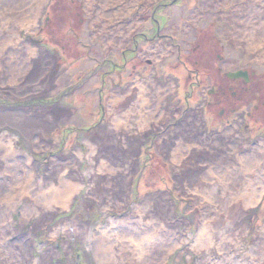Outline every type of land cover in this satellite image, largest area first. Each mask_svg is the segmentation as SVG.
Returning a JSON list of instances; mask_svg holds the SVG:
<instances>
[{"label": "rangeland", "instance_id": "1", "mask_svg": "<svg viewBox=\"0 0 264 264\" xmlns=\"http://www.w3.org/2000/svg\"><path fill=\"white\" fill-rule=\"evenodd\" d=\"M256 6L264 15L262 0H44L36 25L17 19L14 37L2 19L0 264H264ZM23 58L31 67L13 77ZM238 70L250 81L226 79ZM138 80L164 90L146 91L149 127L139 138L109 134L131 108L126 97H139ZM246 158L258 165L249 171ZM61 179L78 182L67 203L45 199ZM250 185L263 188L257 199Z\"/></svg>", "mask_w": 264, "mask_h": 264}, {"label": "bare ground", "instance_id": "2", "mask_svg": "<svg viewBox=\"0 0 264 264\" xmlns=\"http://www.w3.org/2000/svg\"><path fill=\"white\" fill-rule=\"evenodd\" d=\"M30 1V2H33L32 3V6H31V10L29 11V17H25V18H21L20 15L21 13H23L24 11H26V9H28V5H26V3ZM44 0H6V1H2L1 4L5 5L4 8H6V10H9L8 12H6L4 15L0 16V22L2 21V19H4V22L6 24L9 25V28L10 30L6 33V35L8 36H13V34L11 33V30L12 29H16L17 25H21V26H24L22 23H20L19 21L21 22H30L31 19H35V22H34V25L32 27H34L36 25V15H38V11H39V8L40 6L43 4ZM262 2L264 3V0H262ZM18 3H20L21 5H17ZM24 5V6H23ZM245 9H247V6H245ZM256 11H257V14L255 15L256 16V20L259 21L260 19L262 21H264V15H263V11H262V7H258L256 6ZM256 13V12H255ZM18 16V18H17ZM125 21L129 18V16L125 17ZM132 18H134V16H132ZM19 21H18V20ZM34 21V20H33ZM31 21V22H33ZM124 21V22H125ZM261 21V22H262ZM2 23V22H1ZM28 24H31V23H28ZM27 28H32V27H28V26H25ZM260 32H263L264 33V25L260 27ZM17 41V39H16ZM23 41V40H22ZM18 42V45H14L13 49L15 52H17L19 55L20 54H23V51H21V43L19 41ZM26 44V43H24ZM23 44V46L26 48V46ZM27 45V44H26ZM8 47L12 48V43H9L7 45ZM28 47H34L35 48V51H37L36 49V46L34 45H28ZM35 51L33 50H29V55L33 56V55H36ZM40 51V50H39ZM38 55L40 54L39 52H37ZM15 54V53H14ZM17 55V54H16ZM40 56V55H39ZM46 56V55H45ZM34 58V57H33ZM50 58V57H49ZM36 60V59H35ZM23 61H24V64H13L12 66H10V73L13 77L14 76V72H20L22 75L24 74V72H28V66L31 67L32 64H30V61L27 59V58H23ZM34 64H36V61H33ZM32 62V63H33ZM28 69V70H27ZM13 72V73H12ZM21 76V75H20ZM19 77V76H18ZM20 78V77H19ZM145 82V85L144 83L142 84L140 82V80H138L137 85L142 89L141 92H140V95L139 97L134 100L132 98L131 95H129L128 97H126L127 95L125 94L124 97H126V101L127 100H130V102H132L131 104V108L130 110H128L126 112V114L124 115L123 117V122L124 123H121L122 121H119V124H116L115 127H117L116 130L112 131L111 133L109 134H117V132L121 131V128L125 129V130H128L129 132L132 133V137L134 138H139V136H141L140 134L147 128L149 127V124H148V118L145 114V110H144V106L145 104H148V99L145 97L146 96V91L149 88V86L152 84V86L155 88L156 90V94L160 97V94L162 93V91H164L162 89L161 86H156L155 85V81H150L149 80V83H147V80L144 81ZM147 83V84H146ZM148 85V86H147ZM145 88H144V87ZM142 93H143V96H142ZM148 94V92H147ZM114 96H116L115 98V101H117V103H119L121 100H124V97L122 98L121 96V92L119 93H115ZM147 100V102L145 101ZM125 101V102H126ZM133 113V114H131ZM129 114H131L130 116H128ZM28 120V119H27ZM31 121V120H30ZM25 123V122H24ZM22 123V124H24ZM28 123V121H27ZM36 125L39 126V123H38V120L35 119L34 122ZM121 123V124H120ZM42 124V122L40 123ZM32 126V125H31ZM41 126H43V128L45 129L46 128V124H42ZM33 127V126H32ZM40 129V128H39ZM31 130V129H30ZM38 129H36L37 131ZM27 131V130H26ZM29 133H32L29 132ZM28 133V134H29ZM27 134V135H28ZM30 135H28L29 137ZM115 137V136H114ZM208 138V137H207ZM139 139H137L136 141H138ZM135 143V142H134ZM95 149V148H94ZM93 149V150H94ZM103 149V148H102ZM11 150L12 149H7V151H9L11 153ZM17 152V151H16ZM14 154L15 153V148H14ZM175 154V153H174ZM201 155V154H199ZM9 158V157H8ZM175 158V157H173ZM247 159V167L249 168V171L252 170L254 167H256L258 165V162L259 160H256V159H253V158H246ZM174 161V160H173ZM175 163V161H174ZM176 164V163H175ZM238 164V163H237ZM246 168V165L244 166ZM258 172V171H257ZM211 173V172H210ZM251 174H256V172H250ZM34 176V173L33 171L31 172V175L30 177H28L29 179L30 178H33ZM233 177V176H232ZM75 181V179H73ZM232 180V179H231ZM239 180V179H238ZM254 179H252L253 181ZM61 184L58 188H54V186L51 187V190L48 194H46L44 197L45 199L47 197H49L50 199L52 200H57V202H60L62 204H66L67 200L69 199L70 195L74 192V190L77 188V183H74V182H69L67 180H64V179H61ZM30 182V181H29ZM256 182H258V177L256 178ZM31 183V182H30ZM205 184V183H204ZM232 184V183H231ZM244 181L240 180V182L237 184V180L234 178L233 180V185L235 187H237L238 189H241L243 190L244 189ZM203 185V184H201ZM198 187H200V185H198ZM249 187H251V191L247 194L250 196L249 197V200H252L251 197H254L255 199H257L258 196H260L259 194L262 192L263 188L260 187V189L258 187L255 188V185H250ZM207 188V186L205 187ZM208 189V188H207ZM201 190V189H200ZM203 192L202 193H205V194H208L210 196H214V194L211 192V191H204V189L202 190ZM213 191V190H212ZM245 191V190H244ZM246 192V191H245ZM246 194V195H247ZM214 198V197H213ZM212 198V199H213ZM244 198V197H243ZM246 200V199H245ZM221 201V200H220ZM219 201V202H220ZM222 204H221V207H223L224 211H226V209H228L227 211H230L229 208H231V205H230V202L228 200H222ZM208 231H206L204 228L202 229V231H200L199 235H198V242H202L204 241L205 239V234L207 233ZM104 241V238L101 239V244L103 243ZM102 247V246H101ZM98 249V248H97ZM100 249V247H99ZM100 252V251H99ZM105 256V254H102ZM106 257V256H105ZM102 259H103V256H102ZM105 260V259H104ZM107 260V259H106Z\"/></svg>", "mask_w": 264, "mask_h": 264}, {"label": "water", "instance_id": "3", "mask_svg": "<svg viewBox=\"0 0 264 264\" xmlns=\"http://www.w3.org/2000/svg\"><path fill=\"white\" fill-rule=\"evenodd\" d=\"M239 74H237L236 76H238Z\"/></svg>", "mask_w": 264, "mask_h": 264}, {"label": "flooded vegetation", "instance_id": "4", "mask_svg": "<svg viewBox=\"0 0 264 264\" xmlns=\"http://www.w3.org/2000/svg\"><path fill=\"white\" fill-rule=\"evenodd\" d=\"M224 112V111H223Z\"/></svg>", "mask_w": 264, "mask_h": 264}]
</instances>
